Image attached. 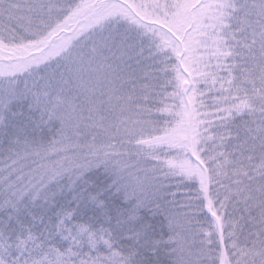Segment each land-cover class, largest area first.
I'll return each mask as SVG.
<instances>
[{
    "label": "snow or ice",
    "instance_id": "6c2138e0",
    "mask_svg": "<svg viewBox=\"0 0 264 264\" xmlns=\"http://www.w3.org/2000/svg\"><path fill=\"white\" fill-rule=\"evenodd\" d=\"M0 264H264V0H0Z\"/></svg>",
    "mask_w": 264,
    "mask_h": 264
}]
</instances>
